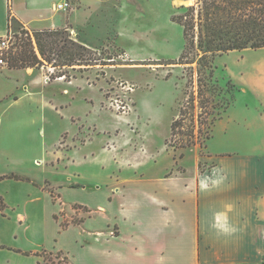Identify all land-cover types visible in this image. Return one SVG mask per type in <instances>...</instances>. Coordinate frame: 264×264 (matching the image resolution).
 Wrapping results in <instances>:
<instances>
[{"label":"rangeland","instance_id":"obj_1","mask_svg":"<svg viewBox=\"0 0 264 264\" xmlns=\"http://www.w3.org/2000/svg\"><path fill=\"white\" fill-rule=\"evenodd\" d=\"M68 1L69 14L81 8L79 0ZM188 1L112 0L118 12L112 16L110 6H95L92 22L68 21L61 29L63 37L95 52L92 66L78 65L84 61L62 66L63 57L53 54L57 67L45 61L32 75L21 70L7 78L3 72V98L9 96L0 103V186L3 196L19 206L0 214V244L7 247L0 249V264H99V233L114 221L105 187L114 174L131 177L136 171L153 179L179 165L193 175L200 162L208 169L217 154L246 156L264 146V48L215 60L220 95L210 105L227 102L229 108L211 127L207 149L197 145L180 159L181 150L166 145L172 121L198 90L196 75L193 79L188 66L176 64L185 40L173 17L190 6ZM24 31L32 38L29 48L38 53L36 32L12 19L11 51L22 50ZM59 39L55 50L64 44ZM46 74L69 78L46 82ZM23 83L30 93L21 96ZM71 181L85 188L69 189ZM63 222L79 225L63 230Z\"/></svg>","mask_w":264,"mask_h":264},{"label":"crops","instance_id":"obj_2","mask_svg":"<svg viewBox=\"0 0 264 264\" xmlns=\"http://www.w3.org/2000/svg\"><path fill=\"white\" fill-rule=\"evenodd\" d=\"M65 1L0 0V38L8 34L11 19L37 33L67 28L68 21L90 23L95 6H110L111 16L117 12L112 0H79L81 8L71 14L55 9ZM36 69L0 68V103L9 96L3 98V72L9 78L21 70L32 75ZM28 89L23 83L21 96ZM214 158L208 169L198 164L193 175L179 165L153 179L135 170L131 177L114 174L105 184L114 221L99 233V264H264V146L255 154ZM71 184L85 186L71 181L69 189H83ZM0 197L6 206L2 217L19 206L3 196L1 186Z\"/></svg>","mask_w":264,"mask_h":264},{"label":"trees","instance_id":"obj_3","mask_svg":"<svg viewBox=\"0 0 264 264\" xmlns=\"http://www.w3.org/2000/svg\"><path fill=\"white\" fill-rule=\"evenodd\" d=\"M181 9L183 11L175 15L173 21L183 29L185 47L176 64L188 66L193 79L196 75L198 90L196 94L191 93L177 118L172 121L171 135L166 145L175 151L181 150L179 158L183 159L185 150L197 145L207 149V141L211 139V127L216 121L222 119L229 108L227 102L222 107H219V103L210 105L215 101V97L220 95L215 81V60L232 51L264 48V0H197L196 4L182 6ZM64 33H66L65 30L37 32V53L33 47L29 48V45H32V38L27 31H24L27 42L21 51L13 50L10 53L7 59L9 68H39L45 61L52 64V60L55 59L53 54L63 57L62 66L72 67L81 61H84V64L78 65L92 66V62L97 61L95 52L85 45L63 37ZM59 37L63 39L61 41H64V44L60 50H55L54 47L60 42ZM52 66L57 67L55 64ZM63 77L69 78L66 74L49 75L51 81ZM192 78L190 82H194ZM209 93L214 99H211ZM204 126H208L206 132L203 129ZM204 132L206 136L202 140ZM199 167H202V162L199 163ZM9 178L30 181L17 175L9 176ZM70 187L85 188L80 184H71ZM51 196L54 202L58 200L53 192ZM80 207L87 213L92 212L87 207ZM5 208L4 201L0 197V211ZM54 219L57 220L56 215ZM77 224V222H63L60 226L66 230L71 225ZM1 248L6 247L1 246ZM9 250L25 256L33 255L28 251ZM36 255L39 256V254Z\"/></svg>","mask_w":264,"mask_h":264},{"label":"built area","instance_id":"obj_4","mask_svg":"<svg viewBox=\"0 0 264 264\" xmlns=\"http://www.w3.org/2000/svg\"><path fill=\"white\" fill-rule=\"evenodd\" d=\"M56 10H63V11H69L72 9L70 1L66 0L64 3L59 4L56 8ZM13 35H11L9 32L5 36H2L0 38V67H3L7 65V59L10 53L12 52V42Z\"/></svg>","mask_w":264,"mask_h":264},{"label":"bare ground","instance_id":"obj_5","mask_svg":"<svg viewBox=\"0 0 264 264\" xmlns=\"http://www.w3.org/2000/svg\"><path fill=\"white\" fill-rule=\"evenodd\" d=\"M189 5H193L194 3H193V0H189L188 2H187Z\"/></svg>","mask_w":264,"mask_h":264}]
</instances>
